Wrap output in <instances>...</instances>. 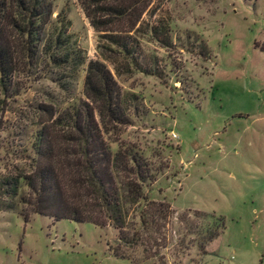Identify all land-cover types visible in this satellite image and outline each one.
Listing matches in <instances>:
<instances>
[{
  "label": "rangeland",
  "instance_id": "374dc122",
  "mask_svg": "<svg viewBox=\"0 0 264 264\" xmlns=\"http://www.w3.org/2000/svg\"><path fill=\"white\" fill-rule=\"evenodd\" d=\"M48 1L42 43L58 37L52 53L84 61L53 66L39 53L14 74L17 94L0 96V176L27 171L36 123L48 116L38 106L55 117L90 105L85 65L98 62L127 119L101 137L111 153L134 147L151 175L142 194L170 213L152 234L157 255L143 261L137 251L136 264H264V0H138L143 10L126 34L131 57L108 41L123 19L97 11L93 28L82 0ZM25 194L19 181L17 197ZM19 209L0 211V264H129L109 256L110 227L37 215L22 222ZM215 220L222 230L198 250Z\"/></svg>",
  "mask_w": 264,
  "mask_h": 264
},
{
  "label": "trees",
  "instance_id": "16d2710c",
  "mask_svg": "<svg viewBox=\"0 0 264 264\" xmlns=\"http://www.w3.org/2000/svg\"><path fill=\"white\" fill-rule=\"evenodd\" d=\"M82 2L92 27L100 23L92 24V15L97 11L123 19L121 29L109 35L108 41L131 57L133 48L126 34L138 21L143 3L138 0ZM104 2H111L113 7H99ZM90 5L96 6L92 14ZM50 14L48 0H0L1 98L17 94L14 74L25 63L35 60L39 53L46 55L53 66L69 62L83 64V57L76 53H52L51 44L62 45L58 37L49 47L42 43ZM262 51L264 53V49ZM82 85L89 106L82 103V107L65 110L55 117L45 106L37 107L48 116L36 123L39 127L29 143L27 171L14 170L0 176V211H12L18 204L22 222H26L29 215H37L53 221L88 223L98 229L110 227L116 237L112 242L114 247H107L109 256L129 264H136L131 254L137 251L143 261L154 258L157 255L154 249L159 245L152 234L157 235L166 225L168 207L148 201L142 194L141 185L149 181L151 175L134 147H119L111 153L101 137V129L127 124L119 91L108 70L98 62L88 61ZM19 181L26 194L17 197ZM130 215L136 217V223L130 222ZM221 230L222 222L215 220L210 229L203 230L197 249L202 250ZM120 247L130 254L120 252Z\"/></svg>",
  "mask_w": 264,
  "mask_h": 264
}]
</instances>
